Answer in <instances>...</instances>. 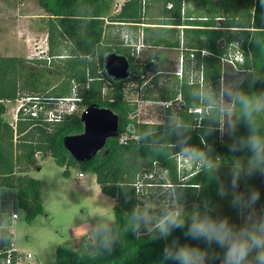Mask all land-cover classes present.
<instances>
[{
	"label": "trees",
	"instance_id": "1",
	"mask_svg": "<svg viewBox=\"0 0 264 264\" xmlns=\"http://www.w3.org/2000/svg\"><path fill=\"white\" fill-rule=\"evenodd\" d=\"M35 1L48 16L47 55L51 58L50 62L45 59L0 56V101L13 102L35 93L47 97H65L71 95L72 85L77 84L80 87L78 94L82 99L80 109L91 105L110 109L120 120L118 136L127 135L129 139L125 144H120L118 138L109 139L94 159L76 164L64 149L63 139L83 132L80 111L54 127L51 132L41 127L27 131L30 124L19 123L15 140L12 127L1 118L5 106L0 104V190L15 196V208L23 212L25 220L32 222L43 213L41 183L29 176L32 170L39 169L37 156L41 155L40 159L49 156L56 165L64 167V175H68V169L76 165L82 171L92 172L101 193L115 200L113 211L117 228H122L134 204L142 203L146 196L145 186L152 188L158 182L155 174L158 169L166 172L169 186L184 185L187 210L191 211L194 206L207 199L215 208L213 215L226 216L231 222L239 224V210L231 206V195L224 198L218 195L219 183L223 182L225 186L230 183L232 158L241 157L246 162L244 152L233 153L229 150L233 137L227 134L220 137L218 130L205 137L213 149L210 158L219 167L214 177H210L211 174L199 166L183 176L185 179L179 178L175 137L166 134L169 123H143L129 117L134 113L135 106L126 101L122 89L128 83L138 86L145 83L148 75H144L141 70L144 61L135 58L134 53L124 48L115 51L101 43L106 27L104 19L111 23L176 27L163 30L170 35L169 38L164 36L166 33L154 35L148 45L169 49L178 48L182 42L185 49L208 51L211 56L197 57V63L203 65L204 83L215 84L219 81V58L233 44H238L243 54V63L238 67L245 73L244 78H264L262 0H216L213 4L218 8L220 16H201L200 19L188 17L187 20H183L182 16L184 0H161L158 20L153 23L145 20L146 0H124L117 14H111L112 0ZM168 4L171 5L170 9L166 8ZM178 27L186 28L180 32ZM63 42L68 44L69 54L64 59L55 61V57L61 56L58 53ZM112 52L129 60L137 75L135 80L117 82L106 76L103 60ZM156 52L160 54L158 50ZM160 60L163 61L161 57ZM184 65L185 69H189L187 53L184 54ZM98 70L101 74H98ZM187 77L186 71L181 81H172L169 86L161 85L158 99L170 101L180 95L181 102L176 113L193 129L190 143L203 147L200 136L208 121L202 118L201 113L193 112L196 109L202 112L190 95L192 89L199 85H190ZM244 87L248 90L247 83ZM254 88H264V81H258ZM149 95L151 94L144 96V99H149ZM167 113L172 114L169 110ZM245 134L247 129L241 125L237 136ZM150 175L153 178L147 179ZM161 182L159 184L163 185ZM252 189L260 192V200L256 204L260 211L264 208V175L256 174L241 180L238 191ZM126 194L130 198L127 202ZM10 238L1 241V244L8 245ZM173 238H179L181 243H199V246L205 247L203 243L186 240L183 230L179 229L168 240H152L147 233L135 237L130 232H122L121 242L114 251L111 254H101L94 250L91 238L85 234L58 247L55 251V264H161L163 248Z\"/></svg>",
	"mask_w": 264,
	"mask_h": 264
},
{
	"label": "clouds",
	"instance_id": "2",
	"mask_svg": "<svg viewBox=\"0 0 264 264\" xmlns=\"http://www.w3.org/2000/svg\"><path fill=\"white\" fill-rule=\"evenodd\" d=\"M258 81L264 78L205 82L192 89L190 95L202 109V118L208 121L200 136L203 147L190 143L193 129L176 112L170 116L166 131L168 136L175 137L176 155L206 169L210 177L216 175L219 167L210 158L213 149L205 137L217 130L233 137L229 150L244 152L246 162L241 157L232 158L230 183L225 186L220 182L218 195L221 198L231 195L230 204L239 210L241 223L213 215L215 208L207 199L187 210L184 185L172 184L163 189L158 207L150 200L134 204L122 228H117L114 217L99 218L88 233L97 253L111 254L120 244L122 232H130L135 237L147 233L152 240H168L179 229L183 230L186 240L203 243L205 247L173 238L163 248L161 264H216L217 261L219 264H264V208L259 212L256 209L260 192L238 191L241 180L264 175V88H254ZM246 83L248 90L244 87ZM241 125L247 134L237 136ZM125 200H130L127 194ZM13 228L5 219L0 226V241L13 236Z\"/></svg>",
	"mask_w": 264,
	"mask_h": 264
},
{
	"label": "rangeland",
	"instance_id": "3",
	"mask_svg": "<svg viewBox=\"0 0 264 264\" xmlns=\"http://www.w3.org/2000/svg\"><path fill=\"white\" fill-rule=\"evenodd\" d=\"M149 1L150 6H148ZM160 1L146 0V8L147 10L149 8L152 15L159 14ZM123 2L124 0H112L111 14H117ZM213 3L215 0H184V10L189 16L193 13L191 16L193 19L206 15L214 17L219 12ZM47 20L48 16L35 0H0V56L25 59H41L47 56ZM106 26L102 46L110 47L115 51L123 49L118 33H113L115 26ZM164 33L167 32L148 30L150 39L154 35ZM143 37L145 38V35ZM124 49L131 52L129 49ZM155 51L157 50L143 48L138 59L145 60ZM58 54L61 56L55 57V61L64 59L69 54V46L66 42L62 43ZM134 54L137 55L135 52ZM177 65V56L174 54L164 56L159 70L165 74L149 73L145 81L148 82L146 87L144 83L141 86L134 83L125 84L122 89L124 97L130 105L135 106L134 113L129 116L131 119L143 123H169L170 117L165 113L162 104L165 101L158 99L161 90L159 87L169 86L171 81H179L172 74L177 72ZM186 71L188 76V69L184 66V76ZM168 72L171 74H166ZM154 75L156 76L149 81ZM244 76L245 73L240 69L238 72L229 69L224 80L237 81ZM169 78L172 80L168 84L166 80L169 81ZM148 94H151L150 98L145 100L144 96ZM171 101L167 102L174 104L179 100ZM5 106L7 110L1 118L9 124L15 106L12 103H6ZM40 156H37L39 169L32 170L29 176L41 183L40 198L43 213L36 216L32 222H27L23 212L18 210L19 219L14 226V242L20 252L32 254L41 264H55V251L58 247H63L70 240H77L88 234L90 227L96 224L99 218L114 217L115 200L101 193L92 172L82 171L76 165L68 169V175H64L65 168L56 165L52 157L46 156L40 159ZM176 166L179 178L187 176L194 167H199L182 160L179 156L176 157ZM79 174H82V177H79ZM155 174L158 182L152 185V188H148L149 185L145 186L146 196L143 197L142 202L150 200L158 207L163 199L162 191L169 186L170 181L162 169L156 170ZM161 181L163 185L159 184ZM256 209L259 212L257 207Z\"/></svg>",
	"mask_w": 264,
	"mask_h": 264
},
{
	"label": "built area",
	"instance_id": "4",
	"mask_svg": "<svg viewBox=\"0 0 264 264\" xmlns=\"http://www.w3.org/2000/svg\"><path fill=\"white\" fill-rule=\"evenodd\" d=\"M166 8L170 9L171 5L168 4ZM104 22L106 25L115 26L113 33H118L119 39L122 42L121 46L129 49L132 54L135 52L137 54L135 55V58H139V54L141 53L142 49L146 47L144 44L143 32H136L132 29V27L140 25L111 23L106 19H104ZM184 28L186 27H180V29ZM185 53H187L189 60V84L203 85V65L201 63H197V57L211 56V54L206 50H191L182 48V51L178 57L177 72L173 73L179 79V81H181L184 77ZM41 59H45L49 63L51 58H49L47 55L45 57H41ZM219 61L221 64V77L219 81L223 82L227 70L231 69L234 72H238V65L243 63V54L238 44L229 45L227 48V53L221 56ZM98 74H101L100 70H98ZM147 83L148 82L144 83L145 87L147 86ZM81 101L82 99L78 94V85L73 84L71 88V95L69 96L47 97L43 94L35 93L17 98L13 102L0 101V104H4L5 106L6 103H12L15 106L14 109H12V121L9 123V125L13 129L14 138L16 140L17 126L19 123L30 124L27 131L41 127L48 132H51L54 127L68 120L79 111L81 116V114L86 110L80 109L79 104ZM162 104H164V111H166L171 105V102L165 101ZM5 110H7L6 106ZM193 112L200 114L201 110L196 109ZM220 137H223L221 133ZM117 138L120 144H125L129 139L127 135H121ZM79 177H82V174H79ZM148 177H150V179L153 178L152 175ZM1 191L3 193L0 194V206L5 207L6 211H4L0 216V226L3 225V221L5 219L10 221V225L15 226L19 219L18 211L15 208L16 198L12 193H9L5 190ZM10 237L11 238L8 245H2L0 241V264H41L32 254L20 252L15 246L14 235Z\"/></svg>",
	"mask_w": 264,
	"mask_h": 264
},
{
	"label": "water",
	"instance_id": "5",
	"mask_svg": "<svg viewBox=\"0 0 264 264\" xmlns=\"http://www.w3.org/2000/svg\"><path fill=\"white\" fill-rule=\"evenodd\" d=\"M158 63H152L150 71L154 72ZM106 76L117 82L131 78L129 60L114 52L107 54L103 60ZM83 132L63 139V147L76 164L94 159L105 147L109 139L118 137L119 117L107 108L91 105L81 114Z\"/></svg>",
	"mask_w": 264,
	"mask_h": 264
},
{
	"label": "crops",
	"instance_id": "6",
	"mask_svg": "<svg viewBox=\"0 0 264 264\" xmlns=\"http://www.w3.org/2000/svg\"><path fill=\"white\" fill-rule=\"evenodd\" d=\"M212 1H214V0H212ZM215 2H216V0H215ZM150 5H151V2L149 1L148 6H150ZM183 5H184V2H183ZM183 8H184V6H183ZM192 15H193V13H192ZM145 16H146L145 17V20H148V22H152L153 23V21L155 22V20H158V16L159 15H152V13H150V11H149V8H148V10L146 8V15ZM182 16H183V20H187L188 17H191V16L187 15V12H185V10H184V13H183ZM206 16H208V15H206ZM206 16H203V17H206ZM216 16L218 17L220 15H216ZM200 17H197L196 19H200ZM106 28H107V26L105 27V29ZM165 28H167V29H165ZM170 28H176V27L163 26V25H144V24H141L140 26H133L132 27V29L133 30L135 29L136 32L137 31H142L143 32V35H145V39H146V42H145V46L146 47L145 48L146 49L149 48V49H156V50H158L160 52V57L162 59H163L164 56L167 57L168 55H171V54H174L178 58L179 55H180V53H181V51H182V48L185 49L183 43L180 42L178 48H169V49H167V48H164V47H157V48L152 47V46L148 45V44H150L151 39H150V37L148 35V31H146V30L147 29L148 30L150 29V30H162V31L164 30L165 31V30H171ZM178 30L181 32L183 29H180L179 28ZM144 32H145V34H144ZM146 32H147V34H146ZM164 36L166 38H169L170 35L166 33V35H164ZM197 50H199V49H197ZM200 50H204V49H200ZM2 193L3 192L0 190V194H2ZM4 211H6V208L3 207V206H0V216H1V214H3Z\"/></svg>",
	"mask_w": 264,
	"mask_h": 264
},
{
	"label": "flooded vegetation",
	"instance_id": "7",
	"mask_svg": "<svg viewBox=\"0 0 264 264\" xmlns=\"http://www.w3.org/2000/svg\"><path fill=\"white\" fill-rule=\"evenodd\" d=\"M142 61H144V62L142 63V69L141 70H143V74L144 75H148L149 73L156 74V75H160V74H163V73L165 74V72L157 71L161 67V65L163 63V61L161 62V60H160V54L158 52H156V51L153 52L147 58H145V60H142ZM152 63H158V67H157V69L154 72L150 71V66H151ZM131 73H132L131 78L129 80L125 81V83L135 80L137 75L134 73L132 68H131ZM166 74H171V73L168 72ZM156 75L152 76L149 81H151V79H153ZM171 80H172V78H169V81L166 80V83L167 82L169 83ZM178 99H179L178 103H174V104L172 103L168 107V109L165 111V113H167L168 110L171 111L172 113L173 112H177L178 106L180 105V102H181V97H180V95H178V97H175V98L172 99V100H178ZM171 115H168V117H170Z\"/></svg>",
	"mask_w": 264,
	"mask_h": 264
}]
</instances>
